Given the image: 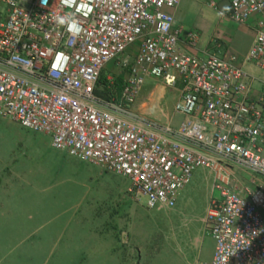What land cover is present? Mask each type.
<instances>
[{"label":"built area","instance_id":"2783aa9c","mask_svg":"<svg viewBox=\"0 0 264 264\" xmlns=\"http://www.w3.org/2000/svg\"><path fill=\"white\" fill-rule=\"evenodd\" d=\"M182 0H94L76 14L84 32L70 36L53 17L74 9L60 0H0V117L51 138L55 150L127 178L148 210H172L196 172L215 174L206 215L215 251L200 264H264V190L232 184L229 168L264 177V87L235 57L197 51L199 36L176 25ZM234 23L254 20L244 62L264 72V0H222ZM218 9V0H207ZM137 45L134 56L128 54ZM57 52L70 60L53 70ZM128 72L120 97L97 93L105 67ZM59 66V64H58ZM181 87L178 127L144 117L136 104L147 79Z\"/></svg>","mask_w":264,"mask_h":264},{"label":"rangeland","instance_id":"374dc122","mask_svg":"<svg viewBox=\"0 0 264 264\" xmlns=\"http://www.w3.org/2000/svg\"><path fill=\"white\" fill-rule=\"evenodd\" d=\"M218 3L213 9L207 0H182L178 7L177 23L198 34L200 52L216 51L219 37L239 28L228 12L217 15L227 5ZM117 64L115 77L124 83L128 72ZM109 85L114 97L116 81ZM163 86L173 108L181 87ZM36 136L0 117V264H200L210 256L205 207L215 174L195 173L186 205L150 211L128 179L35 145ZM228 171L235 186L255 187L249 171Z\"/></svg>","mask_w":264,"mask_h":264},{"label":"crops","instance_id":"0c3cea01","mask_svg":"<svg viewBox=\"0 0 264 264\" xmlns=\"http://www.w3.org/2000/svg\"><path fill=\"white\" fill-rule=\"evenodd\" d=\"M222 3H225V1H222ZM227 5H228V3H227ZM173 13L175 15L176 25L180 27V25H178V23H177L178 8L173 10ZM227 17L229 18L228 15H227ZM229 20H230V18H229ZM238 25H239L238 29L232 30L229 34H222V36L219 37L218 42H217V48L218 49H216V51H214V52H216L219 55L226 57V58H229L231 56L235 57V59H236L235 63L238 66L243 67L244 70L248 73V75L252 79V98L255 100H259L261 95H262V88L264 87V72L262 70H260L259 68H257L255 65L248 64V63L244 62L245 56L249 52L250 48L252 47V44H253L254 39H255V35H256L255 22H254V20H251L246 24H243V25L238 24ZM186 35H187V32H185L183 30V34H182V41L183 42L185 41ZM222 44H224V48L228 47L226 49V51H223ZM136 49L138 51L137 45L130 47V49L128 50V54H130L131 56H134L137 53ZM190 52L195 53L197 55H202V53H203V52H200L198 50L197 51L190 50ZM114 64H115V62L109 63L105 67L106 71L105 72L103 71V73H104V76L106 77V79L108 81V84H111L114 81H116V84H118L117 85L118 92L114 96L116 99H118L120 97L124 83L119 85V80H118L119 78L117 76L115 77V72L113 71V68H112ZM117 65H119V64H117ZM120 68H121V66H120ZM111 88H112V86H110V90H111ZM103 89H104V87L100 85L99 90H103ZM144 93L147 94L146 97L144 96ZM166 93H167V88H165L163 86V83L160 80H155L153 85H151V86L145 85L143 87L141 93H140L139 98H138V101L136 104V110L139 113H141L144 117H147L151 120H157L163 124H169L172 127H178L183 122L184 117L177 114L174 111V106H173V108H171L169 104L165 103ZM112 95H113L112 93H111V95L109 93V95H108L109 97H104V98H110V97H112ZM177 99L178 98L175 99V102ZM175 102H174V105H175ZM27 131H29V130H27ZM32 133H34V132H32ZM35 134L37 135L36 139H35V145L36 144L37 145L45 144L48 148L55 150L51 145V138L48 135L37 134V133H35ZM29 143L30 142H26L25 140H23L21 144L29 145ZM55 151H58V150H55ZM59 152L61 153V155L69 156L65 152H61V151H59ZM84 163H88V162H84ZM89 164H92V163H89ZM92 165L99 167L95 164H92ZM24 166H27V163H25ZM232 167H239V166L231 165L230 168H232ZM63 168H65V166H63ZM99 168H101V167H99ZM234 171H238V170L234 169ZM249 173L251 174L250 176L252 177L251 183L253 185H255V187L250 189V190L248 189V190L254 191V190L259 189V188L264 190V177L257 175V174H254L252 172H249ZM128 183L130 184L129 180H128ZM184 191L182 192L176 207H178L179 205L183 206L181 203L186 205L187 201L189 202L192 200L193 196H183L185 194ZM211 193H212V195L208 196V198L206 200V207H205L206 213H207V210H208V207H209V204H210L212 198L216 197V196H214L213 188H212ZM119 211H121V210H119ZM262 215L264 218V212H262ZM214 251H215V245L211 249L210 256L203 262L210 261L214 255Z\"/></svg>","mask_w":264,"mask_h":264},{"label":"clouds","instance_id":"9594fccd","mask_svg":"<svg viewBox=\"0 0 264 264\" xmlns=\"http://www.w3.org/2000/svg\"><path fill=\"white\" fill-rule=\"evenodd\" d=\"M93 2L94 0H60L61 6L67 9H74V12L69 11L63 15L53 17L55 25L63 27L70 36L74 38L79 37L85 29L76 18V14L90 15L93 12ZM41 4L46 7L48 0H41ZM230 11L231 7L224 5L217 15L223 17L225 13ZM56 56L57 59L53 62V70L62 71L67 66L70 57L63 52H57Z\"/></svg>","mask_w":264,"mask_h":264},{"label":"trees","instance_id":"16d2710c","mask_svg":"<svg viewBox=\"0 0 264 264\" xmlns=\"http://www.w3.org/2000/svg\"><path fill=\"white\" fill-rule=\"evenodd\" d=\"M118 83V82H117ZM123 84V81H119V85ZM103 86L104 89L103 90H97V93L99 95H101L102 97H109V93L111 95L112 91L110 90V85L108 84L106 78L104 77V74L102 73L101 75V79H100V82H99V86ZM118 85V84H117ZM120 87V86H119Z\"/></svg>","mask_w":264,"mask_h":264}]
</instances>
